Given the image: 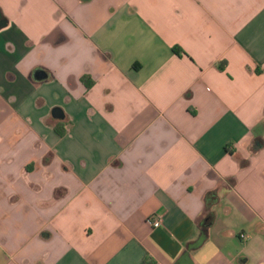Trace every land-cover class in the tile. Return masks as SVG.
Segmentation results:
<instances>
[{
  "label": "crops",
  "instance_id": "crops-1",
  "mask_svg": "<svg viewBox=\"0 0 264 264\" xmlns=\"http://www.w3.org/2000/svg\"><path fill=\"white\" fill-rule=\"evenodd\" d=\"M0 10V264H264V0Z\"/></svg>",
  "mask_w": 264,
  "mask_h": 264
},
{
  "label": "water",
  "instance_id": "water-1",
  "mask_svg": "<svg viewBox=\"0 0 264 264\" xmlns=\"http://www.w3.org/2000/svg\"><path fill=\"white\" fill-rule=\"evenodd\" d=\"M7 24H8V21L3 16V14H2V12L0 10V29L6 27ZM37 74H39L40 77H42V78L45 77V75H46L42 71L38 72ZM51 114L56 119H60V118H63L64 117L63 110L60 107H58V106H55V107L52 108ZM204 237H205L204 234L201 233L200 236L187 247V250H186V253L185 254H187V256H189L190 250L196 249L203 242Z\"/></svg>",
  "mask_w": 264,
  "mask_h": 264
},
{
  "label": "trees",
  "instance_id": "trees-1",
  "mask_svg": "<svg viewBox=\"0 0 264 264\" xmlns=\"http://www.w3.org/2000/svg\"><path fill=\"white\" fill-rule=\"evenodd\" d=\"M173 50L178 51L177 48H174ZM85 80H86V78L83 77L82 81L85 83V85L87 87H89L90 83L85 82ZM261 123L264 125V118L262 119ZM258 145H262V141L261 140H258ZM215 192L216 191H212V192L210 191L204 197L205 207H206L207 210L204 213V216H203L202 220L199 223L200 229L202 231H205L207 229L208 225L211 223V221L213 219V212L211 210H209V207L211 205L212 197L215 196Z\"/></svg>",
  "mask_w": 264,
  "mask_h": 264
},
{
  "label": "built area",
  "instance_id": "built-area-1",
  "mask_svg": "<svg viewBox=\"0 0 264 264\" xmlns=\"http://www.w3.org/2000/svg\"><path fill=\"white\" fill-rule=\"evenodd\" d=\"M159 224H160V219L158 217H155L154 220H152V226L157 227L159 226ZM241 236L244 237V234H242Z\"/></svg>",
  "mask_w": 264,
  "mask_h": 264
},
{
  "label": "clouds",
  "instance_id": "clouds-1",
  "mask_svg": "<svg viewBox=\"0 0 264 264\" xmlns=\"http://www.w3.org/2000/svg\"><path fill=\"white\" fill-rule=\"evenodd\" d=\"M239 147L243 149L244 145L242 143L239 144Z\"/></svg>",
  "mask_w": 264,
  "mask_h": 264
}]
</instances>
